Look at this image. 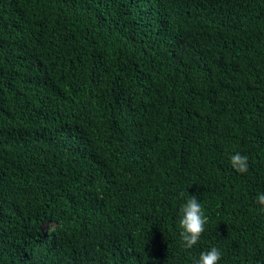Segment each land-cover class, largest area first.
<instances>
[{
    "label": "trees",
    "instance_id": "1",
    "mask_svg": "<svg viewBox=\"0 0 264 264\" xmlns=\"http://www.w3.org/2000/svg\"><path fill=\"white\" fill-rule=\"evenodd\" d=\"M261 193L264 0H0V264H264Z\"/></svg>",
    "mask_w": 264,
    "mask_h": 264
},
{
    "label": "clouds",
    "instance_id": "2",
    "mask_svg": "<svg viewBox=\"0 0 264 264\" xmlns=\"http://www.w3.org/2000/svg\"><path fill=\"white\" fill-rule=\"evenodd\" d=\"M231 166L241 174L249 170L248 157L241 155L239 152L230 155ZM257 203L262 206L264 211V193L257 196ZM182 217L180 219V228L182 229L181 238L183 246L191 249L201 239L204 231L207 217L204 215L202 205L195 196H190L187 202L181 207ZM51 230V229H49ZM222 259V253L217 247L201 253L196 264H219Z\"/></svg>",
    "mask_w": 264,
    "mask_h": 264
}]
</instances>
